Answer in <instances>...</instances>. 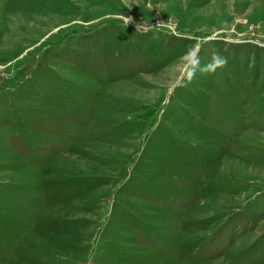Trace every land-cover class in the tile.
<instances>
[{"label":"rangeland","instance_id":"1","mask_svg":"<svg viewBox=\"0 0 264 264\" xmlns=\"http://www.w3.org/2000/svg\"><path fill=\"white\" fill-rule=\"evenodd\" d=\"M0 264H264V0H0Z\"/></svg>","mask_w":264,"mask_h":264},{"label":"clouds","instance_id":"2","mask_svg":"<svg viewBox=\"0 0 264 264\" xmlns=\"http://www.w3.org/2000/svg\"><path fill=\"white\" fill-rule=\"evenodd\" d=\"M227 63V59L219 54L213 56L212 60L207 64L201 66L199 64L198 57H193L191 54L188 56L189 71L187 73L186 79L190 82L197 71L201 75L209 74L215 72L217 68L223 67Z\"/></svg>","mask_w":264,"mask_h":264}]
</instances>
